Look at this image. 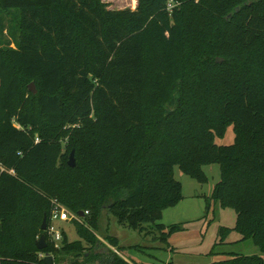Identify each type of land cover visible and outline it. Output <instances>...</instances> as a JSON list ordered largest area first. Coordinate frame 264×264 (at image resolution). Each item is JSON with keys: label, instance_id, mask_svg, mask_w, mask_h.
Instances as JSON below:
<instances>
[{"label": "trees", "instance_id": "1", "mask_svg": "<svg viewBox=\"0 0 264 264\" xmlns=\"http://www.w3.org/2000/svg\"><path fill=\"white\" fill-rule=\"evenodd\" d=\"M211 163V197L236 214L220 242L236 232L264 254V0H0V264H154L112 235L105 248V212L166 240L185 228L158 222L182 198L174 168L206 182ZM53 202L79 219L60 247L40 229ZM225 256L208 264H264Z\"/></svg>", "mask_w": 264, "mask_h": 264}, {"label": "rangeland", "instance_id": "2", "mask_svg": "<svg viewBox=\"0 0 264 264\" xmlns=\"http://www.w3.org/2000/svg\"><path fill=\"white\" fill-rule=\"evenodd\" d=\"M102 1L109 8L131 9L136 7L137 2V0ZM178 5H180V2H178ZM217 61L222 62L223 59L218 57ZM29 83H33L37 90L33 81ZM70 126L75 127L77 124ZM233 138L234 132L230 126L225 136L215 138V142L217 144H229L233 141ZM202 169L207 177L206 182H200L188 176L178 167L174 168V178L181 183L182 198L176 205L165 208L161 220L158 221L165 226V231L168 230L170 225L179 223L185 225L184 229L172 233L166 240H163L164 232H160L153 223L144 224L142 231L133 230L119 224L115 217L105 212L100 230L96 233L97 237L103 245H105L104 242L108 244L103 237L110 235L116 237L119 245L123 247L120 255L125 259L131 258L138 263L208 264L227 257L225 254L231 252L259 255L264 258V254L259 251L252 240L238 241L240 235L236 232H231L224 241L220 242L219 227H233L236 214L232 208H222L211 197L213 188L220 177L219 164H206L202 166ZM206 205H209L208 210ZM61 206L69 212L71 218L69 220L56 219L53 223L57 229L64 232L68 241L76 240L78 239L76 228L79 219L66 206L63 204ZM39 236H37V239ZM106 247L115 249L109 244L105 245ZM103 248L102 246L100 249ZM52 260L54 261L53 258ZM92 264L103 263H98L95 260Z\"/></svg>", "mask_w": 264, "mask_h": 264}, {"label": "built area", "instance_id": "3", "mask_svg": "<svg viewBox=\"0 0 264 264\" xmlns=\"http://www.w3.org/2000/svg\"><path fill=\"white\" fill-rule=\"evenodd\" d=\"M174 5V3L172 1H169L167 3V9L171 10L172 6ZM54 206L51 212V223L50 225L47 227V232L50 236L51 241L54 243L55 247H59L61 240H62V231H60L59 229H57L54 225V220L58 219V220H69L70 214L69 212L63 207L61 206L59 203L57 202H53ZM115 250V249H114Z\"/></svg>", "mask_w": 264, "mask_h": 264}, {"label": "water", "instance_id": "4", "mask_svg": "<svg viewBox=\"0 0 264 264\" xmlns=\"http://www.w3.org/2000/svg\"><path fill=\"white\" fill-rule=\"evenodd\" d=\"M238 10V7L236 8V11ZM231 14H229L226 18L228 19L230 17ZM28 88L29 90L34 94L36 93V88L35 86L33 85V83H29L28 84ZM67 164L69 166H74L75 165V159H74V152L71 151L70 155H69V159L67 161ZM47 228V223H46V215L43 216L42 218V222H41V226H40V229L42 231H45ZM35 245L36 247L39 249V250H42L44 248H46L47 246V242H46V237L44 234H41L38 239H36L35 241ZM44 263L45 264H53V260H52V256L51 255H48L47 253H45L44 255Z\"/></svg>", "mask_w": 264, "mask_h": 264}, {"label": "crops", "instance_id": "5", "mask_svg": "<svg viewBox=\"0 0 264 264\" xmlns=\"http://www.w3.org/2000/svg\"><path fill=\"white\" fill-rule=\"evenodd\" d=\"M105 243V245L107 246L108 244H106V242H104ZM112 249V248H111Z\"/></svg>", "mask_w": 264, "mask_h": 264}]
</instances>
